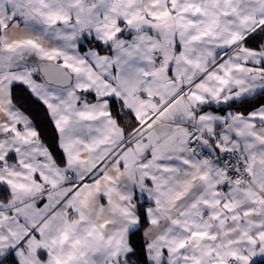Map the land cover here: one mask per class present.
I'll return each instance as SVG.
<instances>
[{"label":"snow or ice","instance_id":"6c2138e0","mask_svg":"<svg viewBox=\"0 0 264 264\" xmlns=\"http://www.w3.org/2000/svg\"><path fill=\"white\" fill-rule=\"evenodd\" d=\"M0 264H264V0H0Z\"/></svg>","mask_w":264,"mask_h":264}]
</instances>
